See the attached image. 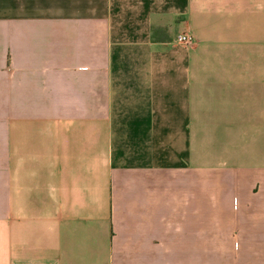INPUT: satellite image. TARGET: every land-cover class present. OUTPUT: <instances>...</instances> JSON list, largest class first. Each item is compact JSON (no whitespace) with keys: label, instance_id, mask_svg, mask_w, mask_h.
Returning <instances> with one entry per match:
<instances>
[{"label":"crops","instance_id":"obj_1","mask_svg":"<svg viewBox=\"0 0 264 264\" xmlns=\"http://www.w3.org/2000/svg\"><path fill=\"white\" fill-rule=\"evenodd\" d=\"M198 241L264 264V0H0V264Z\"/></svg>","mask_w":264,"mask_h":264},{"label":"rangeland","instance_id":"obj_2","mask_svg":"<svg viewBox=\"0 0 264 264\" xmlns=\"http://www.w3.org/2000/svg\"><path fill=\"white\" fill-rule=\"evenodd\" d=\"M237 201L235 200V204ZM188 246L181 245L173 250L174 255L167 250V264H243L245 255L240 256L239 253H252V241H198L197 244L190 248L192 252L184 253V249ZM178 250L179 252H177ZM245 250V251H244ZM183 251V253H180ZM182 257V259H180ZM178 262H177V261ZM179 260H183L179 261ZM187 260V261H186ZM247 261H252V258H247ZM177 262V263H176Z\"/></svg>","mask_w":264,"mask_h":264},{"label":"built area","instance_id":"obj_3","mask_svg":"<svg viewBox=\"0 0 264 264\" xmlns=\"http://www.w3.org/2000/svg\"><path fill=\"white\" fill-rule=\"evenodd\" d=\"M177 41L186 45H191L194 42V37L192 34L184 32L177 36Z\"/></svg>","mask_w":264,"mask_h":264}]
</instances>
